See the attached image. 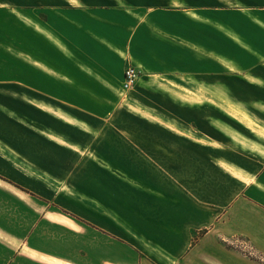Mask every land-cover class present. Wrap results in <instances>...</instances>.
<instances>
[{"label": "crops", "instance_id": "obj_1", "mask_svg": "<svg viewBox=\"0 0 264 264\" xmlns=\"http://www.w3.org/2000/svg\"><path fill=\"white\" fill-rule=\"evenodd\" d=\"M0 264H264V0H0Z\"/></svg>", "mask_w": 264, "mask_h": 264}, {"label": "rangeland", "instance_id": "obj_2", "mask_svg": "<svg viewBox=\"0 0 264 264\" xmlns=\"http://www.w3.org/2000/svg\"><path fill=\"white\" fill-rule=\"evenodd\" d=\"M39 12V14L43 17H45V13H43V11H37V12H35V13H38ZM129 66V65H128ZM133 66V65H132ZM183 97H185V96H183ZM178 98H181V97H178ZM186 101H197V100H199V101H203V102H213V101H218V102H221V103H231L232 101H231V99L227 96V95H210V94H204V95H190V96H188V97H185L184 98ZM245 246V245H244ZM250 247L249 246H246V248L245 247H243V251L245 252V253H247V249H249ZM251 249V248H250ZM248 251H251V250H248ZM248 254H252L251 252H248Z\"/></svg>", "mask_w": 264, "mask_h": 264}, {"label": "built area", "instance_id": "obj_3", "mask_svg": "<svg viewBox=\"0 0 264 264\" xmlns=\"http://www.w3.org/2000/svg\"><path fill=\"white\" fill-rule=\"evenodd\" d=\"M139 71L135 66L129 65L125 70V85L126 87H130L138 78Z\"/></svg>", "mask_w": 264, "mask_h": 264}]
</instances>
